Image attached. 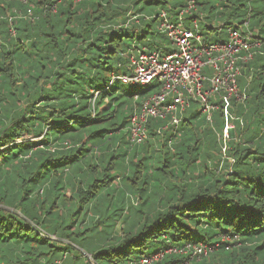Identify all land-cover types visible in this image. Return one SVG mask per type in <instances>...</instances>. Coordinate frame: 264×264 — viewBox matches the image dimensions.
Returning a JSON list of instances; mask_svg holds the SVG:
<instances>
[{"label": "trees", "instance_id": "trees-1", "mask_svg": "<svg viewBox=\"0 0 264 264\" xmlns=\"http://www.w3.org/2000/svg\"><path fill=\"white\" fill-rule=\"evenodd\" d=\"M140 1L170 2L64 1L54 11L57 0H0V264H80L70 242L91 255L86 264H138L168 248L177 251L154 264H264V0H195L207 28L221 34L238 19L263 41L243 70L249 97L233 109V161L218 140L220 109L213 126L188 109L176 133L150 118L148 138L129 140L156 85L125 90L111 74L127 71L134 48H170L147 40L159 13L143 29L151 16ZM188 1L166 9L175 17ZM200 243L213 250L179 252Z\"/></svg>", "mask_w": 264, "mask_h": 264}, {"label": "built area", "instance_id": "built-area-1", "mask_svg": "<svg viewBox=\"0 0 264 264\" xmlns=\"http://www.w3.org/2000/svg\"><path fill=\"white\" fill-rule=\"evenodd\" d=\"M64 1L82 0H57L51 7L52 10L56 11L57 3ZM32 14L33 11L29 8L27 15L23 16L33 19ZM174 16L175 21L166 9H161L158 14L159 32L168 36L172 44L169 49L162 46L159 49H150L147 46L134 48L130 50L127 71L111 74L112 80L128 84L156 85V89L141 100L131 117L129 140L139 144L147 139L150 118L166 121L159 132L171 126L176 133L183 115L196 102L200 103L202 112L212 126L214 111L217 109L223 111L225 125L223 131L217 132V136L222 146L223 157L233 161L234 159L227 154L229 139L235 130V119L239 118L232 115L233 101L245 102L248 99V85L252 77L244 75L243 70L254 60L263 41L253 34L248 22L228 25L226 36L222 39L205 40V34L201 29L204 13L195 0H189ZM186 22H189L190 26ZM12 32L14 33V30ZM241 77L245 78L242 88ZM98 93L95 92L96 95ZM135 99H139L138 94L135 95ZM222 239L231 241L228 235H223ZM211 250L213 247L200 243L188 245L179 252L200 259ZM172 251H177V248L143 255L138 264H154ZM61 262L62 259H57L51 264ZM180 264H189V261Z\"/></svg>", "mask_w": 264, "mask_h": 264}, {"label": "rangeland", "instance_id": "rangeland-1", "mask_svg": "<svg viewBox=\"0 0 264 264\" xmlns=\"http://www.w3.org/2000/svg\"><path fill=\"white\" fill-rule=\"evenodd\" d=\"M179 1H182L183 2L184 0H170V2L168 4H166V5L165 4H159L158 5V4H155V3L153 5H147V4H145V2L143 3L142 1H140L139 4L145 5L146 6L145 11L151 16L150 19L147 18L146 20H143L141 22V27H143V29H144L145 27L149 26L152 23L151 19L153 17H155L160 12L161 9H166V8L169 9L170 8V6H169L170 4L173 5V4H175V3L179 2ZM200 1H204V0H200ZM162 6H164V8H161ZM212 6L213 7L218 6V0H213L212 1ZM168 12H170V11L168 10ZM224 18L225 17H220V19H218L217 21L214 22L213 26L215 28H217L219 25L223 24L226 21V19H224ZM172 20L175 21L176 19L173 17ZM214 20H215V18H213L212 21H214ZM232 22H234V21H232ZM238 22L239 21L237 19L236 23H238ZM186 24L188 26H190V23L189 22H186ZM201 29H202V31L204 32V34L206 36H209L211 38L214 37L216 39L217 38L218 39H221V38H223V37L226 36V29L225 28L223 29V31L221 32V34H218L215 29H209L203 23H201ZM137 30H138V36L140 37L142 35V31L139 30V29H137ZM151 30H152V33L147 34V40L151 41L153 39V40H158V42H160V43L167 44L168 46H171L172 45L171 43L166 42V40L164 38H162V37H156L157 36V33L159 32V22L153 23L152 24V27H151ZM167 39L169 40L168 36H167ZM133 42H134L133 40H131V39L129 40V43L130 44H133ZM244 80H245V78L242 80V83H243ZM242 87H243V84H241V88ZM129 88H131V84H126L124 86V89L125 90H128ZM241 103H244V102L243 101H235V104H234V106L232 108V115L233 116H235V113L233 112V109L234 110L237 109L238 108L237 105L238 104H241ZM193 107H197L199 109L201 108L200 103H196V102L193 104V106L191 108H193ZM203 122L204 123H208L209 125H211L208 121L203 120ZM172 132L174 133V131H172ZM236 134L237 133L235 131H232L231 136L232 135L235 136ZM129 196H130V200H132V198H133L132 195H129ZM117 212L120 213L121 216H125L126 213H127L126 208L124 209L123 207L122 208L120 207ZM120 225L121 224L118 225V228L120 227ZM81 243H82V245H85L83 242H81ZM60 245H64V244L62 243ZM70 248H71V251H70V254H69V257H70L69 259L70 260H71V258H72L73 255L76 256L77 253H80V255H81L80 256L81 259H79L80 260V262H79L80 264H83L84 263L85 259H87L86 256L89 257L90 260L92 261L91 255L90 254H87V253H84L83 254V252H82L83 251V248H81L80 246L73 244V242H70ZM84 264H86V262Z\"/></svg>", "mask_w": 264, "mask_h": 264}, {"label": "crops", "instance_id": "crops-1", "mask_svg": "<svg viewBox=\"0 0 264 264\" xmlns=\"http://www.w3.org/2000/svg\"><path fill=\"white\" fill-rule=\"evenodd\" d=\"M214 99V98H213Z\"/></svg>", "mask_w": 264, "mask_h": 264}]
</instances>
